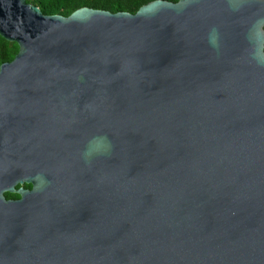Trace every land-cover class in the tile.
Masks as SVG:
<instances>
[{"label":"water","instance_id":"1","mask_svg":"<svg viewBox=\"0 0 264 264\" xmlns=\"http://www.w3.org/2000/svg\"><path fill=\"white\" fill-rule=\"evenodd\" d=\"M0 35V264H264V0H0Z\"/></svg>","mask_w":264,"mask_h":264},{"label":"trees","instance_id":"2","mask_svg":"<svg viewBox=\"0 0 264 264\" xmlns=\"http://www.w3.org/2000/svg\"><path fill=\"white\" fill-rule=\"evenodd\" d=\"M39 6L46 15L59 14L69 16L82 7L107 10L112 13L126 11L132 14L145 4L154 0H29ZM177 2L178 0H169ZM19 51L16 43L10 42L0 35V65L14 59Z\"/></svg>","mask_w":264,"mask_h":264},{"label":"flooded vegetation","instance_id":"3","mask_svg":"<svg viewBox=\"0 0 264 264\" xmlns=\"http://www.w3.org/2000/svg\"><path fill=\"white\" fill-rule=\"evenodd\" d=\"M28 3L33 4L31 1L26 0ZM35 5V4H34ZM16 43V42H13ZM17 44V43H16ZM18 45V44H17ZM19 46V45H18ZM12 61V60H11ZM10 62V61H7ZM1 66V65H0ZM28 174H23L21 172H18L10 181L11 183L9 185H13L15 188V191L5 190L4 196L7 200H13L17 201L21 199V193L18 192L20 188H23L24 190H31L33 188V183L29 181ZM7 185L6 187H8Z\"/></svg>","mask_w":264,"mask_h":264}]
</instances>
